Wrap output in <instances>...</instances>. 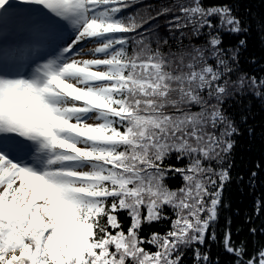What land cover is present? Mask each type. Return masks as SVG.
Listing matches in <instances>:
<instances>
[{
    "label": "snow or ice",
    "instance_id": "6c2138e0",
    "mask_svg": "<svg viewBox=\"0 0 264 264\" xmlns=\"http://www.w3.org/2000/svg\"><path fill=\"white\" fill-rule=\"evenodd\" d=\"M131 6L0 0V264H183L185 248L210 264L199 246L217 238L231 180L213 162L234 147L223 103L246 44L228 49L222 36L246 29L226 3L190 0L171 18ZM160 17L166 34L203 43L166 54L171 37L151 31ZM16 20L37 43L3 39ZM239 85L264 96V77ZM160 222L166 231L142 234ZM221 243L236 264H264V246L249 252L231 229Z\"/></svg>",
    "mask_w": 264,
    "mask_h": 264
},
{
    "label": "trees",
    "instance_id": "16d2710c",
    "mask_svg": "<svg viewBox=\"0 0 264 264\" xmlns=\"http://www.w3.org/2000/svg\"><path fill=\"white\" fill-rule=\"evenodd\" d=\"M188 3L190 0H132V6L126 12L136 16H155L164 7H170L173 9L168 14L171 18L181 15L178 12L180 4ZM204 3L229 4L246 29L239 34L225 32L222 36L224 47L228 49L236 47L241 39L246 41L240 50L238 64L233 66L234 71L230 74L231 95L223 103L225 114L235 122L237 133L231 137L234 141L232 151L220 163L213 162L217 170L227 168L231 175L223 192L220 217L210 229L217 238L213 240L209 236L206 244L199 246L202 253L208 254L210 264H236V258L227 253L221 243L227 229H231L234 242L244 243L249 252L264 246V210L257 213L258 207L264 209V96L255 95L247 85H239L241 77L246 80L252 76L264 77V0H204ZM167 23V19L160 17L158 21L152 22L151 29L157 36L171 37L169 46H162L166 54L177 49L186 51L203 43L201 38L191 35L187 29L183 30V36L179 33L166 34L162 29ZM172 162L176 163L174 160ZM167 183L171 188H177L181 186L182 180L177 175ZM121 219L127 226V216L121 214ZM167 228L166 222L145 225L142 234L147 237L152 232H164ZM252 228L257 231L251 232ZM184 252L183 264H196L193 250L185 248Z\"/></svg>",
    "mask_w": 264,
    "mask_h": 264
},
{
    "label": "rangeland",
    "instance_id": "374dc122",
    "mask_svg": "<svg viewBox=\"0 0 264 264\" xmlns=\"http://www.w3.org/2000/svg\"><path fill=\"white\" fill-rule=\"evenodd\" d=\"M3 39L9 44H15L17 46L27 47L31 41H37L38 37L30 36L27 34L25 29L19 24V21H10L8 25V30L6 31ZM91 44H86L84 51L87 53L88 49L91 48ZM83 58H89L84 55Z\"/></svg>",
    "mask_w": 264,
    "mask_h": 264
}]
</instances>
